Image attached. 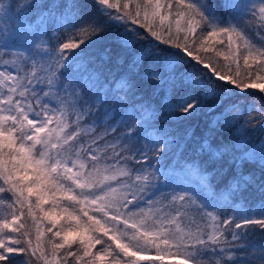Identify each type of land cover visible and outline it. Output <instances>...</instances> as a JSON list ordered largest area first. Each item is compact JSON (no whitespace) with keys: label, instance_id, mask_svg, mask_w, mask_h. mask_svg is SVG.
<instances>
[{"label":"snow or ice","instance_id":"obj_1","mask_svg":"<svg viewBox=\"0 0 264 264\" xmlns=\"http://www.w3.org/2000/svg\"><path fill=\"white\" fill-rule=\"evenodd\" d=\"M116 23L129 58L110 79L81 53ZM250 90L264 94V0H0V264H264ZM202 116L174 167L188 133L170 129Z\"/></svg>","mask_w":264,"mask_h":264},{"label":"trees","instance_id":"obj_2","mask_svg":"<svg viewBox=\"0 0 264 264\" xmlns=\"http://www.w3.org/2000/svg\"><path fill=\"white\" fill-rule=\"evenodd\" d=\"M59 2V0H57ZM83 3L92 4V0H81ZM98 6H92L89 11L94 15H99V12L97 11ZM70 19V18H69ZM131 28H137L136 25H131ZM124 25L116 23L114 24V27L107 30V37L103 40H97L95 43H89L88 46L85 48V51L81 53V62L87 63L91 62L92 66L94 68L101 69L105 75H108L111 79L112 75H119L120 72L123 70V66H117L115 61L117 54L125 57V60L129 58L126 53H124L120 47V45L117 43V35L118 30H123ZM141 33H143L145 36H147V33L144 32L143 29H138ZM151 40V37H148L147 40H142L140 42V45H137V47H140L141 45H148V41ZM55 43V41H53ZM83 47V46H82ZM218 48H222L223 46H217ZM79 51V50H77ZM209 56L213 55L211 53L208 54ZM220 64L224 63L223 56L216 57L215 58ZM194 64V62H193ZM191 68V66H190ZM192 70H195L194 68ZM240 97V104L241 107L247 112V109L249 106H255L256 108L261 107L264 105V94L259 93L258 91H252L250 90L247 93H239ZM136 99H140L139 96H137ZM145 101H151L153 106H155L156 98L150 97L148 95L144 96ZM210 119V117L202 116L196 120H193L191 122L180 124V125H174L170 130L173 131L176 136L183 137L185 133H188V147L185 148L184 145H181V149L175 156H172L169 158L168 163L173 165L174 167L178 168L177 161L181 160L180 153H183V156L185 158L191 159L194 156L193 149L196 148L197 142L201 139V136L203 132L206 130L207 122ZM221 131H224V129H221ZM235 135H239V132L233 133ZM255 138L260 139L264 138V129H260L257 127L255 130ZM182 162V161H181ZM4 195H7L5 193ZM50 225L47 224V221L44 222V227L41 229L42 231L45 230L46 227H49ZM55 231V229L53 230ZM35 230L32 231V239L35 242ZM51 237V233H46V235L42 238L43 240H47ZM251 240L258 243V244H264V233L260 232L258 229L255 230L254 234L251 236ZM58 242V238H57ZM101 246H97L99 248ZM66 250H62L60 253V256H63L65 254ZM18 264H19V258H18ZM33 264H36L35 260L33 259ZM68 264H74V260L70 257L68 259Z\"/></svg>","mask_w":264,"mask_h":264},{"label":"rangeland","instance_id":"obj_3","mask_svg":"<svg viewBox=\"0 0 264 264\" xmlns=\"http://www.w3.org/2000/svg\"><path fill=\"white\" fill-rule=\"evenodd\" d=\"M47 207V206H46ZM61 223H63V221H61Z\"/></svg>","mask_w":264,"mask_h":264}]
</instances>
